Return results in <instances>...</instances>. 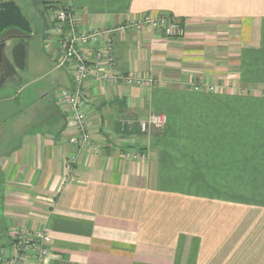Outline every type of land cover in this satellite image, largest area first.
<instances>
[{
	"label": "crops",
	"instance_id": "crops-1",
	"mask_svg": "<svg viewBox=\"0 0 264 264\" xmlns=\"http://www.w3.org/2000/svg\"><path fill=\"white\" fill-rule=\"evenodd\" d=\"M13 1L28 16L35 0ZM65 1L85 29L168 13L184 34L114 32L115 70L155 82L85 83L98 151L69 142L76 131L60 90L73 80L49 61L58 48L49 34L54 11L34 76L33 34L25 68L13 58L21 33L0 37L3 250L20 226L50 234L51 254L39 264H264V0ZM60 69L56 97L29 88ZM151 112L167 123L143 132L139 120Z\"/></svg>",
	"mask_w": 264,
	"mask_h": 264
},
{
	"label": "built area",
	"instance_id": "built-area-1",
	"mask_svg": "<svg viewBox=\"0 0 264 264\" xmlns=\"http://www.w3.org/2000/svg\"><path fill=\"white\" fill-rule=\"evenodd\" d=\"M55 5L54 17L50 28V37L57 44L55 64L59 68L68 67L73 87L60 90L61 103L65 105L73 123L75 134L69 142L79 148L92 146L100 149L92 133L85 105L84 86L89 80L124 83L139 87H151L155 80L150 75H136L133 72L122 73L115 70L113 34L116 31L127 32L133 29L152 28L158 32L178 37L184 34L179 18L168 13L154 15L144 13L136 19L117 26L85 29L80 26L77 8L65 0H48ZM51 39L46 44L50 47ZM104 43V47L102 44ZM194 90H216L217 86L196 84ZM131 123V122H130ZM167 123V115L151 112L139 120L143 132ZM77 157L72 154L67 166L72 168ZM52 238L45 229L15 227L12 230L10 244L5 248L1 264H39L51 254Z\"/></svg>",
	"mask_w": 264,
	"mask_h": 264
},
{
	"label": "rangeland",
	"instance_id": "rangeland-1",
	"mask_svg": "<svg viewBox=\"0 0 264 264\" xmlns=\"http://www.w3.org/2000/svg\"><path fill=\"white\" fill-rule=\"evenodd\" d=\"M23 1V0H21ZM34 3V4H33ZM31 7L25 8V10L28 13V17L32 21V28H33V35L30 37V77L34 76L36 74V68H35V59L39 57V52L42 49V41H43V31H44V22H47L49 18L53 14V8L51 7L50 3H45L43 0H35L31 4ZM6 53H8L9 48H6ZM50 61L51 66H53L55 63L53 61ZM56 65V64H55ZM54 65V66H55ZM53 68V67H52ZM51 69V68H50ZM64 69V68H63ZM62 69L60 70H54L51 72H47L41 76L42 78L39 80V82L36 83H31L29 88L32 90L34 88H45L46 93L50 94V97L55 96L56 97V87H57V82L55 80V75H57L59 72H61ZM44 73V72H43ZM28 73L22 72V76L24 77L23 83H26V78H27ZM40 75V74H39ZM52 93V94H51ZM54 93V94H53ZM52 95V96H51ZM23 98L22 95H20V99ZM1 185V181H0ZM1 188H0V257L3 251L5 252L4 245L5 242L7 241V230H6V222H5V216H4V196L1 193ZM3 257V256H2ZM1 263H2V258H1Z\"/></svg>",
	"mask_w": 264,
	"mask_h": 264
},
{
	"label": "trees",
	"instance_id": "trees-1",
	"mask_svg": "<svg viewBox=\"0 0 264 264\" xmlns=\"http://www.w3.org/2000/svg\"><path fill=\"white\" fill-rule=\"evenodd\" d=\"M45 3H50V1L47 0ZM10 30H15L22 35L19 37L21 43L14 47L13 58L17 66L25 68L27 62L25 40L32 34V23L21 6L13 0L3 1L0 4V37L6 36ZM7 36L12 37L9 34ZM4 78L5 74L2 72L1 80L3 81Z\"/></svg>",
	"mask_w": 264,
	"mask_h": 264
},
{
	"label": "water",
	"instance_id": "water-1",
	"mask_svg": "<svg viewBox=\"0 0 264 264\" xmlns=\"http://www.w3.org/2000/svg\"><path fill=\"white\" fill-rule=\"evenodd\" d=\"M6 45V40L0 41V62L3 61V49Z\"/></svg>",
	"mask_w": 264,
	"mask_h": 264
}]
</instances>
